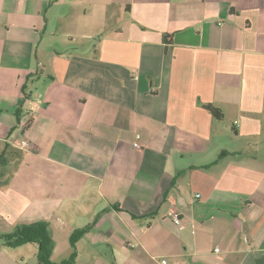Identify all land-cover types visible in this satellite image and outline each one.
<instances>
[{"label":"crops","instance_id":"0c3cea01","mask_svg":"<svg viewBox=\"0 0 264 264\" xmlns=\"http://www.w3.org/2000/svg\"><path fill=\"white\" fill-rule=\"evenodd\" d=\"M21 137L0 237L45 220L56 263L264 264V0H0V152Z\"/></svg>","mask_w":264,"mask_h":264},{"label":"trees","instance_id":"16d2710c","mask_svg":"<svg viewBox=\"0 0 264 264\" xmlns=\"http://www.w3.org/2000/svg\"><path fill=\"white\" fill-rule=\"evenodd\" d=\"M168 34L164 39L169 42ZM216 118L224 116L223 111L213 105L207 106ZM23 159V150L14 147L9 143L6 148L0 152V185H8L12 176L18 169ZM91 228V224L83 228L76 229L71 235V243L83 237ZM27 243H37L39 245L38 260L41 264H74L75 253L68 260L60 263L53 262L51 255L54 249V239L50 230V223L45 220H39L28 224L19 225L15 231L7 233L0 237V244L8 247H18Z\"/></svg>","mask_w":264,"mask_h":264},{"label":"built area","instance_id":"2783aa9c","mask_svg":"<svg viewBox=\"0 0 264 264\" xmlns=\"http://www.w3.org/2000/svg\"><path fill=\"white\" fill-rule=\"evenodd\" d=\"M137 138H140V135L139 134L137 135ZM10 143L14 147H17V148H19L21 150H27V151L34 150L33 149L34 146H33L32 142L28 138H26V137H21L20 139L13 140ZM134 145L136 147H140L139 141L137 140L134 143ZM197 196L199 197L200 195H197ZM173 220H174L175 224L178 225V226H186V225L189 224L188 221H185V220L182 219L181 214L179 212H175L173 214ZM130 246H134V244L133 243H130ZM216 250H219V248H217ZM163 262L165 263L166 260H163Z\"/></svg>","mask_w":264,"mask_h":264},{"label":"rangeland","instance_id":"374dc122","mask_svg":"<svg viewBox=\"0 0 264 264\" xmlns=\"http://www.w3.org/2000/svg\"><path fill=\"white\" fill-rule=\"evenodd\" d=\"M20 164H21V163H20ZM14 175H15V173H14ZM14 175L12 176V178H11V181H12V179H13ZM11 181H10V182H11Z\"/></svg>","mask_w":264,"mask_h":264}]
</instances>
